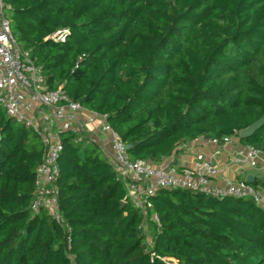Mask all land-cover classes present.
Wrapping results in <instances>:
<instances>
[{
	"label": "trees",
	"instance_id": "16d2710c",
	"mask_svg": "<svg viewBox=\"0 0 264 264\" xmlns=\"http://www.w3.org/2000/svg\"><path fill=\"white\" fill-rule=\"evenodd\" d=\"M2 2L49 90L108 115L132 160L239 137L264 116V0ZM59 30L64 43L50 39ZM84 137L61 135L59 223L31 209L41 138L0 107V264H264V206L160 191L148 240L109 159ZM240 142L264 154V126ZM253 186L264 192V179Z\"/></svg>",
	"mask_w": 264,
	"mask_h": 264
},
{
	"label": "built area",
	"instance_id": "2783aa9c",
	"mask_svg": "<svg viewBox=\"0 0 264 264\" xmlns=\"http://www.w3.org/2000/svg\"><path fill=\"white\" fill-rule=\"evenodd\" d=\"M68 30H59L50 39L64 43ZM0 107L18 124L33 130L42 140L45 154L36 171L35 193L31 209L37 213L45 209L57 222L62 219L58 211V190L56 182L60 175L59 158L63 151L61 135H76L75 142L82 143L84 124L100 121L99 133L110 137L111 155L106 156L118 180L126 190V200L143 218L141 229L149 223L159 225L151 198L160 191L184 190L202 194L214 199L232 197L251 199L264 206V192L255 188L247 180L252 175L264 179V154L252 146L240 142V136H232L219 141L199 137L180 145L177 149L209 145L211 155L202 151L195 154L191 165L176 167L175 152L160 162L132 160L127 145L108 123V115L91 112L82 120L84 107L70 99L62 87L49 90L42 69L36 65L31 53L16 40L10 21L4 13L0 0ZM88 138V137H87ZM227 154V169H238L246 174L243 180L224 175L214 164V159ZM166 159L167 162H164ZM168 264H177L165 260Z\"/></svg>",
	"mask_w": 264,
	"mask_h": 264
},
{
	"label": "crops",
	"instance_id": "0c3cea01",
	"mask_svg": "<svg viewBox=\"0 0 264 264\" xmlns=\"http://www.w3.org/2000/svg\"><path fill=\"white\" fill-rule=\"evenodd\" d=\"M84 109L85 110L81 116L82 120H84L83 123L85 122V120L88 119L90 113L92 112L85 107ZM99 125H100V121H95L92 124H84V129L87 132V134L84 135L88 137L91 143H94L100 148L104 156H110L111 155L110 137L108 135H102L99 133V129H98ZM211 149L212 148L207 144H202L201 147L198 148L193 147L187 150L186 152L177 149L174 157L175 158L174 165L179 168L187 164L191 165L194 160L195 154L202 151L206 155L210 156ZM226 158H227V154H222L221 156H218L216 157V159H214V164H216L221 169L222 174L229 175L231 177H236L238 180H243L246 177V174L244 172L238 171V169L230 170L226 168V164H225ZM164 162H167L166 159L164 160Z\"/></svg>",
	"mask_w": 264,
	"mask_h": 264
},
{
	"label": "water",
	"instance_id": "95a60500",
	"mask_svg": "<svg viewBox=\"0 0 264 264\" xmlns=\"http://www.w3.org/2000/svg\"><path fill=\"white\" fill-rule=\"evenodd\" d=\"M263 126H264V116H262L256 122L252 123L247 129H245L244 131H242L241 134H240V139L244 140V139H247V138L251 137L259 129H261ZM131 149H132V146L131 145H127L128 152ZM247 180H248V182L250 184H253L255 182V178L252 175L248 176ZM261 180H263V179H261ZM123 204H124V202H123Z\"/></svg>",
	"mask_w": 264,
	"mask_h": 264
},
{
	"label": "rangeland",
	"instance_id": "374dc122",
	"mask_svg": "<svg viewBox=\"0 0 264 264\" xmlns=\"http://www.w3.org/2000/svg\"><path fill=\"white\" fill-rule=\"evenodd\" d=\"M142 233L147 237L148 240L153 239V226L152 225H147V227L142 230Z\"/></svg>",
	"mask_w": 264,
	"mask_h": 264
}]
</instances>
